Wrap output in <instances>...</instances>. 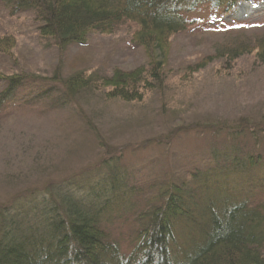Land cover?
Segmentation results:
<instances>
[{"label":"trees","instance_id":"trees-1","mask_svg":"<svg viewBox=\"0 0 264 264\" xmlns=\"http://www.w3.org/2000/svg\"><path fill=\"white\" fill-rule=\"evenodd\" d=\"M263 1L0 0L10 16L32 12L39 35L60 51L84 44L92 33L110 35L134 23L132 41L147 58L140 67L110 76L80 71L62 78L58 68L50 78L0 72L5 86L0 110L19 90H43L44 83L57 86L61 100L71 105L79 95L96 92L109 100L141 102L164 85L172 37L202 18L225 16L239 3ZM247 28L217 31L229 37L216 45L217 58L252 54L264 63V32L244 35L253 30ZM16 47L14 37L0 36V55L20 68ZM200 128L223 139L183 177L132 183L122 157L110 153L91 173L0 206V264H264V199L257 200L264 195V125L233 127L224 121ZM145 187V205L133 219L132 239L123 245L109 228L134 212Z\"/></svg>","mask_w":264,"mask_h":264},{"label":"rangeland","instance_id":"rangeland-1","mask_svg":"<svg viewBox=\"0 0 264 264\" xmlns=\"http://www.w3.org/2000/svg\"><path fill=\"white\" fill-rule=\"evenodd\" d=\"M256 4L239 3L211 20L198 17L202 19L172 37L164 85L147 92L141 102L109 100L96 92L79 95L71 105L61 100L51 83H44L43 90L39 86L19 90L0 110V206L91 173L110 153L122 157L121 166L132 183L183 177L223 139L200 126L224 121L233 127L246 122L264 125V63L252 54L225 61L215 52L218 42L229 38L216 34L219 30L248 27L253 30L244 35L264 32V1ZM38 26L32 12L10 16L0 5V36L16 39L20 65L15 67L0 55L1 73L22 70L50 78L58 68L62 78L80 71L110 76L147 62L132 41L134 23H125L110 35L92 33L84 44L63 51L42 38ZM4 89L0 82V93ZM142 190L134 212L109 228L123 245L132 239L133 219L145 205L147 188ZM259 196L257 200L264 199Z\"/></svg>","mask_w":264,"mask_h":264}]
</instances>
